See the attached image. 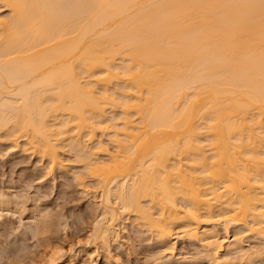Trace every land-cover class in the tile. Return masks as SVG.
Listing matches in <instances>:
<instances>
[{"label":"bare ground","instance_id":"bare-ground-1","mask_svg":"<svg viewBox=\"0 0 264 264\" xmlns=\"http://www.w3.org/2000/svg\"><path fill=\"white\" fill-rule=\"evenodd\" d=\"M60 31L20 34L0 25V141L46 160L47 174L66 168L63 152L74 149L82 167L73 172L76 181L99 198L92 229L98 245L116 243L119 227L133 219L170 244L171 256L178 235L201 244L213 262L223 252L234 261H249L250 248L260 255L258 246L246 249L244 235L264 248V106L240 94L225 73L210 70L219 53L195 51L197 28L178 27L169 33L172 47L150 53L130 46L129 25L118 21L90 35L67 60L81 35L68 30L60 39ZM82 55L95 63L83 64ZM65 63L75 68L74 85L48 87ZM189 83L197 88L191 95L181 91ZM0 197L6 207L11 203ZM54 258L45 264H61Z\"/></svg>","mask_w":264,"mask_h":264},{"label":"snow or ice","instance_id":"snow-or-ice-1","mask_svg":"<svg viewBox=\"0 0 264 264\" xmlns=\"http://www.w3.org/2000/svg\"><path fill=\"white\" fill-rule=\"evenodd\" d=\"M5 9L10 15H0V25L7 24L17 33L63 28L81 35L63 57L65 60L79 53L90 35L118 21L121 25H129L130 46L143 45L150 53L166 43L167 47H172L169 33L178 27L194 26L201 37L195 51L215 50L219 53V59L210 70L225 73L240 94L264 106V0H12L0 6V13ZM64 31L59 32L60 39L65 38ZM81 62L85 65L95 63L87 55L81 56ZM57 81L74 85V66L65 63L62 72L47 81L48 87L57 88ZM181 91L191 95L197 88L191 83L182 84ZM36 103H42L39 96ZM28 117L31 127L38 135L42 134V125L35 116L28 113ZM136 147L135 142L130 145L133 156ZM161 190H166L163 184ZM59 253L60 250L54 251L52 256ZM260 255L264 257V248ZM0 264L16 262L0 258Z\"/></svg>","mask_w":264,"mask_h":264},{"label":"rangeland","instance_id":"rangeland-1","mask_svg":"<svg viewBox=\"0 0 264 264\" xmlns=\"http://www.w3.org/2000/svg\"><path fill=\"white\" fill-rule=\"evenodd\" d=\"M1 14L8 15L9 12L5 9ZM75 155L74 149L66 147L63 157L69 165L47 174L46 160H41L36 154L13 150L11 144L0 141V196L11 202L9 205L7 202V207L0 203V258L16 264H45L54 251L60 250L54 259L61 264H90L91 255L94 264H117V259L119 264H244L248 260L227 258V261L224 259L226 252H223L217 260L219 262H213L210 257L206 259L201 244L180 235L174 239V255L171 256L167 250L170 244L156 241L145 227H136L133 219H127L119 227L116 243L111 242L108 248L96 244L92 239V229L100 212L99 198L95 193L85 192L76 181L74 173L81 171L82 167ZM44 211L48 212V216L45 214L48 219ZM35 214H43L45 221ZM35 216L36 222L32 220ZM234 231L235 228H231V239ZM245 235L247 250L255 246L262 249V241ZM249 250L252 257L249 255L248 258L252 260L245 264H264V257L256 251L253 255L254 250ZM255 256L257 259L253 258Z\"/></svg>","mask_w":264,"mask_h":264}]
</instances>
